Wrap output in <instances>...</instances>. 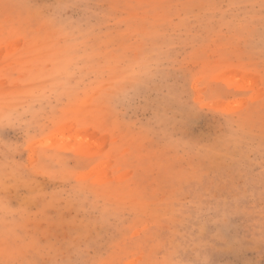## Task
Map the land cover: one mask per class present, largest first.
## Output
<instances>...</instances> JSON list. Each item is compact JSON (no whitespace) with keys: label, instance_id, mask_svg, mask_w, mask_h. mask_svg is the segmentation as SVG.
Wrapping results in <instances>:
<instances>
[{"label":"rangeland","instance_id":"rangeland-1","mask_svg":"<svg viewBox=\"0 0 264 264\" xmlns=\"http://www.w3.org/2000/svg\"><path fill=\"white\" fill-rule=\"evenodd\" d=\"M0 264H264V0H0Z\"/></svg>","mask_w":264,"mask_h":264}]
</instances>
